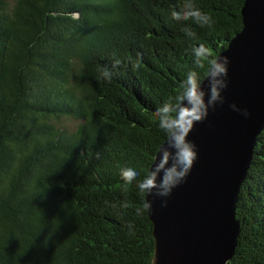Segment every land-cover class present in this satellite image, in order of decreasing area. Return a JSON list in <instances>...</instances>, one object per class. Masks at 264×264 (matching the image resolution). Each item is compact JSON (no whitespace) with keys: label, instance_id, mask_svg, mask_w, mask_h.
I'll return each instance as SVG.
<instances>
[{"label":"trees","instance_id":"obj_1","mask_svg":"<svg viewBox=\"0 0 264 264\" xmlns=\"http://www.w3.org/2000/svg\"><path fill=\"white\" fill-rule=\"evenodd\" d=\"M244 1L0 0V264H151L145 196L120 172L144 178L165 140L156 109L203 77L193 49L216 58ZM189 3L211 27L172 19ZM236 219L226 264H264V129Z\"/></svg>","mask_w":264,"mask_h":264},{"label":"water","instance_id":"obj_2","mask_svg":"<svg viewBox=\"0 0 264 264\" xmlns=\"http://www.w3.org/2000/svg\"><path fill=\"white\" fill-rule=\"evenodd\" d=\"M241 16V30L216 56L230 58L224 103L189 136L198 150L191 173L171 196L148 197L151 264H226L235 254L239 193L264 129V0H245Z\"/></svg>","mask_w":264,"mask_h":264},{"label":"clouds","instance_id":"obj_3","mask_svg":"<svg viewBox=\"0 0 264 264\" xmlns=\"http://www.w3.org/2000/svg\"><path fill=\"white\" fill-rule=\"evenodd\" d=\"M171 17L175 20L192 19L202 27H211L213 23L209 14L191 3L183 10H173ZM185 32L187 36L195 37L190 30L185 29ZM193 55L197 67L204 69V75L201 77L196 71L188 72L175 98L156 109L158 126L165 133V140L153 156L146 175L138 180L140 172L135 168H124L120 172L125 184L135 183L139 193L146 197L142 207L137 208V214L152 209V200L148 197H169L186 181L198 159L197 145L189 138L190 133L197 123L208 118L210 110L224 103L223 91L228 87L230 58L226 55L211 58L203 44L193 49ZM230 107L244 117L250 115L246 108L241 109L235 103ZM163 204L166 206L167 199Z\"/></svg>","mask_w":264,"mask_h":264},{"label":"rangeland","instance_id":"obj_4","mask_svg":"<svg viewBox=\"0 0 264 264\" xmlns=\"http://www.w3.org/2000/svg\"><path fill=\"white\" fill-rule=\"evenodd\" d=\"M57 124L59 126H63L66 130L70 131L71 129H74L76 127L78 121H74L72 119H62Z\"/></svg>","mask_w":264,"mask_h":264}]
</instances>
